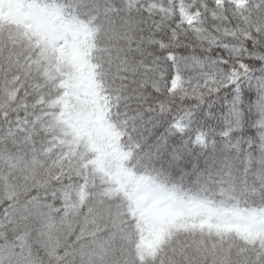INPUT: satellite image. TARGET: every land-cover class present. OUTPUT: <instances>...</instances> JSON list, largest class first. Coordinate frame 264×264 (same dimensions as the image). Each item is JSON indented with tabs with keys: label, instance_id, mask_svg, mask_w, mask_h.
I'll use <instances>...</instances> for the list:
<instances>
[{
	"label": "snow or ice",
	"instance_id": "6c2138e0",
	"mask_svg": "<svg viewBox=\"0 0 264 264\" xmlns=\"http://www.w3.org/2000/svg\"><path fill=\"white\" fill-rule=\"evenodd\" d=\"M0 264H264V0H0Z\"/></svg>",
	"mask_w": 264,
	"mask_h": 264
}]
</instances>
